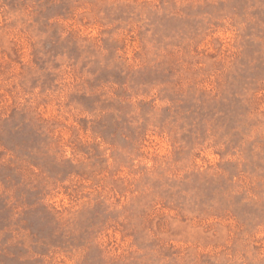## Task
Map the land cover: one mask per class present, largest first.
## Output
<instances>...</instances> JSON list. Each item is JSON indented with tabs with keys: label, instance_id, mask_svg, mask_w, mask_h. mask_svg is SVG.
Wrapping results in <instances>:
<instances>
[{
	"label": "rangeland",
	"instance_id": "374dc122",
	"mask_svg": "<svg viewBox=\"0 0 264 264\" xmlns=\"http://www.w3.org/2000/svg\"><path fill=\"white\" fill-rule=\"evenodd\" d=\"M0 264H264V0H0Z\"/></svg>",
	"mask_w": 264,
	"mask_h": 264
}]
</instances>
